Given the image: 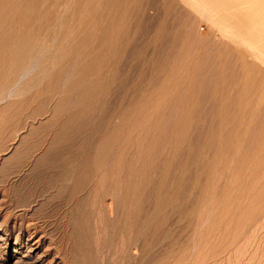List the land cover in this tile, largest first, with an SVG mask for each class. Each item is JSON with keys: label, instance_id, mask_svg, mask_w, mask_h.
<instances>
[{"label": "rangeland", "instance_id": "374dc122", "mask_svg": "<svg viewBox=\"0 0 264 264\" xmlns=\"http://www.w3.org/2000/svg\"><path fill=\"white\" fill-rule=\"evenodd\" d=\"M256 1L0 0V264H264Z\"/></svg>", "mask_w": 264, "mask_h": 264}, {"label": "bare ground", "instance_id": "6f19581e", "mask_svg": "<svg viewBox=\"0 0 264 264\" xmlns=\"http://www.w3.org/2000/svg\"><path fill=\"white\" fill-rule=\"evenodd\" d=\"M242 1V0H241ZM258 1V0H257ZM256 1V2H257ZM248 2H249V0H248ZM251 2V1H250ZM245 3H247L246 2V0H245ZM236 4V3H235ZM238 4H240V3H238ZM254 4V3H253ZM234 5V4H233ZM248 6V5H247ZM256 6H257V4H256ZM254 7V6H253ZM262 8V7H261ZM257 9V8H256ZM253 10V9H252ZM249 14V13H248ZM261 15V14H260ZM251 16V15H250ZM257 17H259V15L257 16ZM261 18V17H260ZM259 18V19H260ZM236 19V18H235ZM253 20H254V17L252 18ZM259 19H258V21H259ZM218 22V21H217ZM239 22V21H238ZM257 22V21H256ZM261 22V21H260ZM233 24V23H232ZM255 23H253V25H254ZM226 25V24H225ZM224 26V25H223ZM264 27V26H263ZM222 29V28H221ZM232 30V29H231ZM230 32H232V31H230ZM233 33V32H232ZM259 35H261V34H259ZM263 35V34H262ZM2 35H1V33H0V46H1V41H2V37H1ZM260 37V36H259ZM226 38V37H225ZM247 39V38H246ZM245 39V40H246ZM249 42V41H248ZM248 44V43H247ZM250 44V43H249ZM253 48V47H252ZM253 50H255V49H253ZM256 51H257V49H256ZM241 119V118H240ZM236 134V133H235ZM234 139V138H233ZM238 140V139H237ZM237 143V142H236ZM235 145V144H234ZM72 145H70V144H67V143H59V144H56V146H54L53 148L54 149H58V150H65V149H70V147H71ZM57 158H58V156H57ZM59 158H63L62 156H60ZM55 159V158H54ZM58 161V160H57ZM264 162V161H263ZM258 166V165H257ZM256 171V170H255ZM108 175V177H106V178H108L107 179V181L108 180H113L114 179V175H113V172H110L109 174H107ZM255 176V175H254ZM105 178V179H106ZM111 180V181H112ZM248 189V188H247ZM242 191H244V190H242ZM130 192V191H129ZM246 192V191H245ZM249 192V191H248ZM244 193V192H243ZM248 194V193H247ZM244 196V195H243ZM240 197V196H239ZM130 199V198H129ZM241 199V198H240ZM254 200H256V199H254ZM239 202V201H238ZM254 202H256V201H254ZM130 203H131V200H130ZM257 203V202H256ZM208 217V216H207ZM242 217V216H241ZM247 217V216H246ZM244 218V217H243ZM207 220V219H206ZM209 222V221H208ZM205 225H206V223H205Z\"/></svg>", "mask_w": 264, "mask_h": 264}]
</instances>
